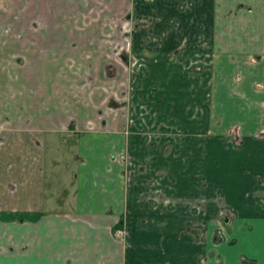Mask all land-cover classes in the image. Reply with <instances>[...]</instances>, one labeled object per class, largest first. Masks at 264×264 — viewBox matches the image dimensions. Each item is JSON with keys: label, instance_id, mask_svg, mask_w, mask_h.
Here are the masks:
<instances>
[{"label": "crops", "instance_id": "obj_1", "mask_svg": "<svg viewBox=\"0 0 264 264\" xmlns=\"http://www.w3.org/2000/svg\"><path fill=\"white\" fill-rule=\"evenodd\" d=\"M128 17L134 44H206L209 55L226 44L218 69L237 126L264 135V0H0V64L13 72L0 74V264H200L186 237L143 230L165 215L123 182L121 121L100 118L91 85L96 94L68 86L101 78L100 63L88 77L82 51L117 39Z\"/></svg>", "mask_w": 264, "mask_h": 264}, {"label": "rangeland", "instance_id": "obj_2", "mask_svg": "<svg viewBox=\"0 0 264 264\" xmlns=\"http://www.w3.org/2000/svg\"><path fill=\"white\" fill-rule=\"evenodd\" d=\"M117 29V39L104 33L98 41L105 35L108 42L82 51L85 74L90 77L92 65L100 63L101 78L68 86L86 95L96 91L100 118L108 112L111 121H121L123 182L141 187L138 200L165 215L154 224L142 219L143 230L186 237L200 249V264L204 257L207 264H264V175L253 167L262 162L255 155L264 148L254 139L264 135L237 126L243 120L239 103L227 102L233 97L226 96L218 69L226 44H215L211 55L206 44H175L177 50L165 51L163 44H134L129 17ZM226 56L232 63L237 58L233 52ZM9 70L0 64V74L12 75ZM61 138L71 146L76 135L64 132Z\"/></svg>", "mask_w": 264, "mask_h": 264}, {"label": "water", "instance_id": "obj_3", "mask_svg": "<svg viewBox=\"0 0 264 264\" xmlns=\"http://www.w3.org/2000/svg\"><path fill=\"white\" fill-rule=\"evenodd\" d=\"M225 223H227V222L225 221Z\"/></svg>", "mask_w": 264, "mask_h": 264}]
</instances>
